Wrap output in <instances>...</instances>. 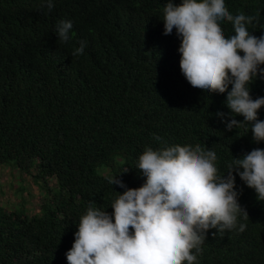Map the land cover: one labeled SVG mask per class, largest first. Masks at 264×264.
I'll list each match as a JSON object with an SVG mask.
<instances>
[{
    "label": "trees",
    "instance_id": "1",
    "mask_svg": "<svg viewBox=\"0 0 264 264\" xmlns=\"http://www.w3.org/2000/svg\"><path fill=\"white\" fill-rule=\"evenodd\" d=\"M166 3L55 0L48 11L41 0H0V167L18 171L19 191L30 179L43 192L36 214L26 200L0 206V264H68L89 201L111 214L117 193L125 191L111 178L117 175L128 188L145 182L136 166L147 146L200 144L217 153L225 174L233 157L264 149L251 125L226 131L216 116L230 112L226 93L186 80L176 30L164 35ZM225 5L233 15L256 17L248 29L264 35V0ZM60 20L73 22L68 43L56 35ZM221 26L226 36L235 34L230 22ZM81 40L84 54L73 55ZM250 94L264 97V78L250 85ZM236 189L249 215L238 225L246 229L237 225L216 236L210 229L198 264H264V201L238 175Z\"/></svg>",
    "mask_w": 264,
    "mask_h": 264
},
{
    "label": "clouds",
    "instance_id": "2",
    "mask_svg": "<svg viewBox=\"0 0 264 264\" xmlns=\"http://www.w3.org/2000/svg\"><path fill=\"white\" fill-rule=\"evenodd\" d=\"M54 5L55 0H41L48 11ZM256 19L233 15L225 0L179 4L167 0L162 18L164 35L175 29L181 41L180 69L189 84L208 93H226L230 112L216 116L226 131L251 125L252 138L259 144L264 142V120L259 119L264 97L253 99L250 85L264 78V35L258 37L248 29ZM224 21L232 24L235 34L225 35ZM72 30L71 20H60L58 40L68 43ZM86 46L81 40L72 54L83 55ZM236 116H243V121ZM155 139L166 144L159 136ZM217 161V153L200 144L145 147L136 166L145 182L128 188L117 175L111 178V185L125 189L116 192L111 214L89 201L66 253L68 264H198L210 229H216V236L236 229L240 218H249L239 202L237 175L254 189L257 200L264 201V149L233 157L226 174ZM245 229L246 224L239 223L238 230Z\"/></svg>",
    "mask_w": 264,
    "mask_h": 264
},
{
    "label": "rangeland",
    "instance_id": "3",
    "mask_svg": "<svg viewBox=\"0 0 264 264\" xmlns=\"http://www.w3.org/2000/svg\"><path fill=\"white\" fill-rule=\"evenodd\" d=\"M25 176V175H24ZM21 175L18 171L15 175L12 174L11 169L7 167H0V206L6 209L20 206L26 200V208L33 214L39 212L40 204L43 197L42 190L28 179V185L20 189Z\"/></svg>",
    "mask_w": 264,
    "mask_h": 264
}]
</instances>
